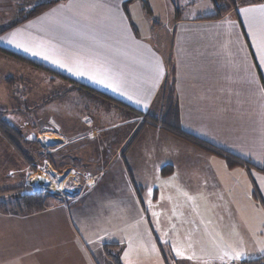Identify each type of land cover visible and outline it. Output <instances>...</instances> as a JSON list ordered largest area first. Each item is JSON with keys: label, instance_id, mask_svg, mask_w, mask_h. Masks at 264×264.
Wrapping results in <instances>:
<instances>
[{"label": "crops", "instance_id": "crops-1", "mask_svg": "<svg viewBox=\"0 0 264 264\" xmlns=\"http://www.w3.org/2000/svg\"><path fill=\"white\" fill-rule=\"evenodd\" d=\"M42 1L0 0V11L10 5L20 17L0 34V47L57 74L22 62L26 72H12L8 66L19 64L0 53V100L13 96L7 77L25 76L17 93L30 111L21 125L31 129L33 155L16 186L32 188L45 175L55 200L33 214L0 212V264H171L177 249L187 264L263 258L264 202L252 191L257 184L264 201V1L246 0L213 18L214 6L194 14L189 0L190 14L151 20L144 0H61L21 21L22 9ZM172 69L183 128L250 166L230 167L158 127L130 140L141 113H160ZM34 70L49 75L41 92ZM64 98L77 108L66 116L83 118L84 128L66 133L65 120L45 114L44 106ZM103 112L118 118L95 123ZM50 130L59 141L39 139ZM117 130L125 133L116 143ZM235 252L244 255L233 259Z\"/></svg>", "mask_w": 264, "mask_h": 264}, {"label": "rangeland", "instance_id": "rangeland-1", "mask_svg": "<svg viewBox=\"0 0 264 264\" xmlns=\"http://www.w3.org/2000/svg\"><path fill=\"white\" fill-rule=\"evenodd\" d=\"M166 4L163 5V7H158L155 5H158V1L157 0H148L147 4H145L146 8L149 9V7L151 8V10H148V16L150 17V19H154L156 20L157 17H162V15L164 16L165 14H167L168 12L170 13L169 15L174 16L175 12L178 10L181 12V14L183 13H188L190 14V1L189 0H165ZM168 1V3H167ZM209 1V0H208ZM156 3V4H155ZM210 2H206L203 0H195L194 5V14H198V13H204L206 11H210V9H213V4H209ZM150 5V6H149ZM2 11H0V16H1V21H2V26H8L11 25L12 23H14L17 19H19V13H17L18 10H16L14 7H10V5H2ZM17 6V5H14ZM33 5H31L32 7ZM162 19V18H161ZM9 63H12L11 60H9ZM15 63H18L19 66L12 68V66H8V69L10 70V67L12 69V72H19V71H25L27 69V66L24 68V64L19 63L18 60H14ZM32 70V69H31ZM31 70L29 71L31 73ZM37 72V73H36ZM35 73V90L37 92H41L43 90V88H45L46 86L48 87L47 83L44 82L43 80L46 79V81H48V77L49 75L46 73H42L38 70H34ZM22 74V73H21ZM0 75L5 76L6 77V73L5 70L3 68V66L0 64ZM19 76V75H18ZM32 77V76H30ZM4 78V77H3ZM16 80H19L18 83H15V86L13 84H11L10 82H5V84L7 85L8 88L11 89V93L13 94L11 101H1L0 100V110H8V114L6 116V118L13 123L18 129H20V131L24 134V135H29L31 133V129L29 131H27V129L25 127H22L21 125V121L22 119H26L27 115L29 114V109H27L26 105H27V101L25 100H20L19 97V93H17V91L19 89L22 88L23 89L26 88V84H25V76H24V81H21L20 78H18L17 76L15 77ZM3 80H0V82H2ZM29 83L27 84L28 87ZM32 86V83H31ZM2 91H4V89L2 90V84H0V94L2 95ZM22 95V94H20ZM71 95V94H70ZM74 96L71 95V100L73 102H75L74 100ZM39 98H37V93L35 95L34 98V103H40L42 105V101H38ZM61 106H60V105ZM2 106H6L7 108H1ZM79 106V105H78ZM77 106V107H78ZM42 107L39 109V113L40 115H43V111H42ZM76 107H73L72 102L69 101L67 98L64 99H59V100H52V102H50L49 104H47L46 106H44L45 110V114H55V118L57 120H65L63 122V130L66 129L67 131H65L66 133H68L70 131V129L72 130L75 126H78L80 128H84L83 125H80L81 122H83V118H78V116L74 115V114H69L68 113V117L66 116V110L67 111H72L75 112L76 111ZM96 110H98V107H96ZM61 111V113H59ZM102 116H97L95 123L98 124H103L102 122L106 123V122H110V121H114L117 117V114H113L110 115V113L108 115H105L104 112L103 114H101ZM90 118H87V120ZM91 120V119H90ZM36 121L38 122L37 125H40L37 115H36ZM87 122V121H86ZM85 122V123H86ZM135 125V124H134ZM125 132L117 130L115 132V142L117 143L120 138L121 135L124 134ZM41 135L39 136V139L42 140L44 139V137H50L51 140L54 141H59L60 137L58 136V134H56V132H54L53 130H50L47 133V136H42V133H40ZM55 134V135H54ZM1 135V144H0V158H1V162H0V185L3 183L2 186H4L2 189V191H5L3 193H0V202L3 200L5 202H3V204H6L5 206H2V202L0 203V212H5L1 210V208L8 206V208H11L10 212H17V214L20 215H27V214H22L19 213L18 211H14V209H16L17 207V203L15 202V200H13V196H12V190H15V187L17 185L16 183V176L18 177L19 175H22L21 173H23L24 171H26L27 165L30 164V160H28V156H22V153L18 150L17 147H15V145L11 142L10 139H8L7 137H5L3 134ZM135 137H138V134H136ZM27 141H29V145H26L24 142L22 144V146L20 147L21 150L25 147L26 151H30L31 146L33 144L32 142V138H26ZM93 154V153H92ZM27 156V157H26ZM94 156V154H93ZM129 158V156L127 157V159ZM84 159H89V157H85ZM96 160V158H95ZM111 161H113V158H111ZM100 168H104L107 169L108 165H106L105 163L101 164L99 166ZM23 171V172H21ZM20 187V185H19ZM22 188V187H21ZM50 190H44L43 188H36L35 190L32 189H26L25 191H22V193H31V192H36V193H43L46 194L47 192H49ZM54 198H50L48 199L47 203H49L50 201H54ZM36 213V212H35ZM168 252H170L169 249H167ZM168 252H164V254L167 256L166 260L168 261ZM170 254L173 256V258L177 259L174 260L173 262H171V259H173ZM169 254V262L171 264H175V262L177 261L178 264H187V262L183 259V257H179L176 258L171 252ZM201 260H205L206 259V253H202L200 255H197ZM217 264H232V261H224L222 263H217ZM233 264H244L243 262H237V263H233Z\"/></svg>", "mask_w": 264, "mask_h": 264}, {"label": "trees", "instance_id": "trees-1", "mask_svg": "<svg viewBox=\"0 0 264 264\" xmlns=\"http://www.w3.org/2000/svg\"><path fill=\"white\" fill-rule=\"evenodd\" d=\"M61 0H46L39 2L37 4H34L32 7H25L24 9L21 10L20 14L21 17L23 18L21 21L31 19L33 17L38 16L45 10L49 9L53 5L57 4ZM145 3L147 4L148 0H144ZM208 1V0H207ZM213 6H214V12H216L213 18H218L222 16V13H225L229 10H234V8L238 5L241 4L242 2L246 0H209ZM255 1H264V0H255ZM150 6V5H149ZM145 9L148 13V10L150 11L151 8L149 7ZM21 21L17 22L16 24L20 23ZM15 25V24H14ZM14 25H9V26H1L0 27V34L6 32L9 30L12 26ZM0 53L5 54L6 56L12 57L15 60H18L19 62L26 63L29 65L34 66V68H41L46 71H51L53 73H56L47 67L43 66L40 63H37L25 56L19 55L17 53L8 51L2 47H0ZM171 73V74H170ZM167 78V81L165 82L166 84V93H165V101L162 104L161 111L160 113H146L142 114L141 116L143 117L142 123L137 127L136 131L132 134L130 140H133L136 136V134H139V132L143 129L145 126H152L154 128H160L163 129L165 132L180 138L182 140H185L191 144H193L195 147L198 149H201L203 151H207L211 155L215 156H220L224 158L230 167H237V166H250L249 162L245 159H242L233 153H230L226 151L223 148H220L202 138H200L197 135H194L190 133L189 131L185 130L182 125L181 121V116H180V109H179V103H178V98H177V91L175 88V80H174V73L173 69L172 72H170ZM57 74V73H56ZM6 82H10L15 86V83L17 84L18 81L13 78V77H7ZM86 87V86H85ZM121 107H123L121 105ZM125 110V109H124ZM127 112V110H125ZM9 112L6 110H0V132L7 137L8 139L11 140V142L15 145V147L18 148V150L22 153L23 156H31L33 155V152L26 151L25 147L21 150V146L23 142L27 141L25 135L18 129L13 123H11L7 118V114ZM27 145H29V141H27ZM128 146V145H127ZM29 152V155H28ZM36 153V152H34ZM26 156V157H27ZM29 156V157H30ZM28 157V158H29ZM29 160V159H28ZM36 169V168H35ZM172 168L168 167L163 169V173L167 174L170 173ZM22 187V188H21ZM31 187L28 185H19L15 187V190H12V196L13 200L18 204L16 209L14 211H18L19 213L22 214H33L35 212H40L43 211L48 203L49 199V192L46 194L43 193H36V192H31V193H22L24 190H28ZM5 191L0 190V193H3ZM253 196L258 198L260 201L264 202L260 193V190L258 189L257 184H255V187L253 188ZM2 204L5 201H1ZM0 202V203H1ZM6 204H3L2 206H5ZM11 208H8V206L1 208L2 211L5 210V212H9ZM165 257H167L165 255ZM244 264H264V257L261 259H256V260H246L244 261Z\"/></svg>", "mask_w": 264, "mask_h": 264}, {"label": "snow or ice", "instance_id": "snow-or-ice-1", "mask_svg": "<svg viewBox=\"0 0 264 264\" xmlns=\"http://www.w3.org/2000/svg\"><path fill=\"white\" fill-rule=\"evenodd\" d=\"M240 11L247 13V12H252V11H254V9H241ZM16 35H17V33H12V34H11V36H12L13 39L16 37ZM11 42H12V40L10 39V40H9V43H11ZM17 46H18V47H21L22 45H19V44H18ZM258 47H260L261 50L264 51V33H262V34L260 35V43H259ZM25 50L28 51V50H30V49H27V48H26ZM35 54H39V53H35ZM48 58H49V57L45 56V59H48ZM261 59H262V61H264V56H262ZM53 63H58V64H60L61 67H67L66 64H63V63H61V62L58 61V60H53ZM72 70H73V69H72L71 67H68V71H72ZM77 74L83 75V72H78ZM176 251H177V255H178V256L182 255V253L180 252L179 249H177ZM261 251L264 252V248H262ZM243 255H244V253H242V252H235V253H234V256H233V259H240ZM188 258L191 259V257H188Z\"/></svg>", "mask_w": 264, "mask_h": 264}, {"label": "water", "instance_id": "water-1", "mask_svg": "<svg viewBox=\"0 0 264 264\" xmlns=\"http://www.w3.org/2000/svg\"><path fill=\"white\" fill-rule=\"evenodd\" d=\"M37 184H42L43 186L47 187L49 186L51 180L46 177L45 175H41L39 174L37 177H36V181H35ZM36 184V186H37Z\"/></svg>", "mask_w": 264, "mask_h": 264}, {"label": "clouds", "instance_id": "clouds-1", "mask_svg": "<svg viewBox=\"0 0 264 264\" xmlns=\"http://www.w3.org/2000/svg\"><path fill=\"white\" fill-rule=\"evenodd\" d=\"M36 188H43L44 190L49 189L48 186L45 187V186H43L42 184H37V186H34V187H33V190H35ZM31 189H32V188H31Z\"/></svg>", "mask_w": 264, "mask_h": 264}, {"label": "bare ground", "instance_id": "bare-ground-1", "mask_svg": "<svg viewBox=\"0 0 264 264\" xmlns=\"http://www.w3.org/2000/svg\"><path fill=\"white\" fill-rule=\"evenodd\" d=\"M55 186V185H54Z\"/></svg>", "mask_w": 264, "mask_h": 264}]
</instances>
